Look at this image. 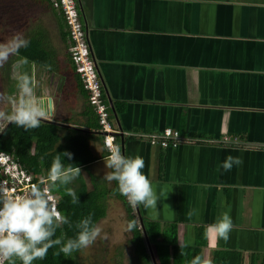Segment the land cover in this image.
Wrapping results in <instances>:
<instances>
[{"label": "crops", "instance_id": "obj_1", "mask_svg": "<svg viewBox=\"0 0 264 264\" xmlns=\"http://www.w3.org/2000/svg\"><path fill=\"white\" fill-rule=\"evenodd\" d=\"M77 2L106 102L115 109L110 122L124 134L117 137L121 152L141 156L157 192H169L156 210L132 208L152 234L155 257L169 264H190L196 255L212 264H264V0ZM54 12L42 18L22 11V25L15 24L27 41L33 30L46 63H30L21 48L4 63L34 79L36 95L54 108L53 120L42 123L58 126L55 148L73 150L69 145L83 137L81 155L88 159V151L94 160H80L82 174L69 187L83 182L89 193L99 192L107 210L101 221L115 220L121 232L133 225L131 205L116 181L103 178L110 170L98 118L70 72L68 29ZM5 32L0 43L17 33ZM5 90L0 109L11 111L6 98L13 95ZM167 128L191 143L162 148L147 141ZM229 156L242 163L225 171ZM225 212L233 222L227 241L210 230Z\"/></svg>", "mask_w": 264, "mask_h": 264}, {"label": "clouds", "instance_id": "obj_2", "mask_svg": "<svg viewBox=\"0 0 264 264\" xmlns=\"http://www.w3.org/2000/svg\"><path fill=\"white\" fill-rule=\"evenodd\" d=\"M79 13L83 21L80 10ZM28 43L21 33H16L6 43H0V64L6 62L11 55L18 52L19 48L26 47ZM35 87V80L27 75L19 78V96L17 98H6L7 103L11 104V111L0 109V134L5 131L9 123L28 130L38 128L43 121L53 120L55 117L54 108L50 110V107L36 95ZM108 105L112 116L111 104ZM113 129L116 130L114 127ZM100 132L103 135V145L106 149V155L103 158L105 168L110 170L104 173L103 178L109 183L116 181L119 193L124 196L126 203L131 205L132 208L136 207L137 212L138 205H143L145 209L156 210L157 202L161 197L166 198L169 192L164 190L157 192L153 182L142 171L145 167V161L141 156L123 155L121 146L117 141V137L121 136L123 131L113 132L114 140L113 142H107V144L106 136L110 132L101 130ZM0 153L11 156L17 164V168L33 175L36 182L39 181V178H47V186H44L45 182L33 184L24 195H14L8 188L0 187V264H5V262L7 264H17L18 261L20 264H33L36 260L45 259L49 249L56 247L59 249L54 253L57 257L61 254L65 257H73L74 253L91 247L98 238L107 239L106 235H101L102 229L93 222L94 214L91 213L76 224L78 232L74 238L66 239L63 234L60 237L53 238L58 228L70 224V222L68 217L60 211L58 194L56 195L52 190L64 187L65 193L72 198L71 202L73 204L80 203L77 192L67 186L82 174V165L79 167L69 163L66 166L62 163L61 156L57 155L51 163L48 174L36 177L25 169L13 154L2 151ZM63 156L71 159L72 153L64 151ZM241 163L240 158L229 156L223 162L222 168L229 171L233 165ZM0 176L2 179L4 178L3 174H0ZM51 193L57 199L59 210ZM155 218L154 215L153 219ZM137 223L147 242V250L152 263L157 264L147 233L145 235L144 221L140 218ZM134 227L135 225L130 226L129 230ZM232 228V219L225 212L211 226L210 230L218 238L227 241ZM180 247L182 248L183 245L180 244ZM190 264H212V261L207 256L196 255L190 261Z\"/></svg>", "mask_w": 264, "mask_h": 264}, {"label": "trees", "instance_id": "obj_3", "mask_svg": "<svg viewBox=\"0 0 264 264\" xmlns=\"http://www.w3.org/2000/svg\"><path fill=\"white\" fill-rule=\"evenodd\" d=\"M16 0H8L4 7L0 8V15L2 17H6V22L8 24H16V26L19 25V16H21L22 11L17 10V6H15ZM36 3L39 4L40 7L49 6V9L45 10V14L48 16H55V10H57L60 14H58V18L60 21V25L62 24V21L65 24V27L68 26L65 23L64 15L61 14V12L54 8L53 3L51 0H35ZM55 9V10H54ZM19 12V15L17 12ZM25 13H29V11H24ZM33 15V14H32ZM36 16V15H35ZM38 17V16H37ZM42 18H46L42 16ZM41 18V20H42ZM20 20V19H19ZM36 20V18H35ZM39 21V20H38ZM47 24L46 26H48ZM32 34H34L33 30L28 28L27 34L25 36L33 39ZM70 35L69 29L67 31V37ZM29 40L26 47H21L20 53L21 55H24V57L31 63L32 61L36 62H42L43 61L42 56H37L36 50L38 46V41ZM69 39V38H68ZM70 41V40H69ZM71 47L73 46V43L70 41ZM40 47V46H39ZM71 49V48H70ZM15 55H20L19 52L15 53ZM12 56V55H11ZM71 59V74L75 76V78L80 79V85L83 87V89L87 92V90L84 88V85L82 83V80L80 78V75L76 71L75 64L72 60V56L70 54ZM16 70V69H14ZM24 72L18 73V78L21 76H24ZM80 86V87H81ZM87 97L89 101V93L87 92ZM90 104V103H89ZM91 106V105H90ZM92 107V106H91ZM93 108V107H92ZM95 112V111H94ZM96 114V113H95ZM59 131V128L55 124H49V123H41V125L38 128L35 129H28L25 130L23 127H18L15 124H10L6 127L5 131L0 136V151L6 152L9 154H13L17 161L29 172L33 173L36 177L47 175L48 171L50 169L51 163L55 156L60 155L62 163L66 166L69 165V163L74 164L76 166L81 167V162L86 161V163L93 162L94 158L91 157V155L86 151V156L88 159H83L82 151L85 150L87 147V144L85 140L82 138H79L76 142L72 145H69V147H73V150L64 149L62 147L55 148V145L58 140L57 133ZM68 151L72 153L71 159L68 157L63 156V152ZM74 152V153H73ZM85 152V151H84ZM83 165V164H82ZM2 177L0 176V180ZM69 187V185L67 186ZM78 195L79 202L77 204H73L71 196L67 195L65 193V188L61 187L58 190H52L53 193L56 195L58 194L59 198V208L60 211L66 215L69 219L70 224H65L61 228H58L55 236L53 238L60 237L62 234L63 236L67 238H74L78 232V229L76 228V224L83 218L87 217L90 213L93 215V222L97 224L102 218L106 216V205L103 200V196L99 194V192L96 193H89L86 190V187L83 182H80L78 186L73 188ZM127 211L129 213V220L132 222L135 227L132 229V233L134 234V249L139 256L138 261L135 260L137 264H153L151 263V258L149 255V252L147 250V242L144 239L142 232L138 228V223L135 220L134 212L132 207L130 208L128 206ZM145 230L148 235V238L150 240V243L153 248L152 244V234H149V228L147 227L146 223L144 222ZM132 226V225H131ZM155 235H158L157 233ZM59 249L51 248L48 251V254L45 259L43 260H36L33 262V264H81L79 259L77 258V253L73 254V257H65L63 254L60 256H56L54 253L57 252ZM154 251V248H153ZM159 256V255H158ZM157 264H169V261L163 257L161 254L159 257L156 258ZM168 261V262H167ZM7 264V262H5ZM17 264H20L18 261Z\"/></svg>", "mask_w": 264, "mask_h": 264}, {"label": "built area", "instance_id": "obj_4", "mask_svg": "<svg viewBox=\"0 0 264 264\" xmlns=\"http://www.w3.org/2000/svg\"><path fill=\"white\" fill-rule=\"evenodd\" d=\"M51 2L64 15L65 23L70 33L68 38L73 43L70 49L72 60L84 88L89 93V103L98 116L100 130L110 132L106 136V144L109 141L113 142L114 136L112 133H116L118 130H114L110 123V106L105 101L103 83L91 54L90 44L87 39L84 23L80 17L77 0H51ZM146 139L151 145L162 148H176L182 144L191 143L190 139L182 137L179 131L172 128L165 129L159 135H147ZM224 143L232 145L228 138H224ZM0 174L4 176L0 182V187L8 188L14 195L26 194L33 184L45 182L44 186H47V178H39V181L36 182L33 175L19 170L13 158L4 153H0ZM52 197L58 209L57 199L53 194Z\"/></svg>", "mask_w": 264, "mask_h": 264}, {"label": "rangeland", "instance_id": "obj_5", "mask_svg": "<svg viewBox=\"0 0 264 264\" xmlns=\"http://www.w3.org/2000/svg\"><path fill=\"white\" fill-rule=\"evenodd\" d=\"M7 1L8 0H0V8L4 7ZM15 6H17L18 11H29V13L40 17H47L49 14H45V10L49 9V6L42 4L43 7H40L39 4L35 2V0H16ZM17 10H15V12H17L19 15ZM6 21V17H2L0 15V38L4 36L9 37L5 32V28L7 27H11L14 32L19 33V28H16L15 24L9 25ZM9 34L12 35L11 33ZM11 68L13 69L15 66H11L10 63L0 64V106L5 100V98H3L5 95L4 92L6 91L5 89L9 91V95H13L12 98L18 97L15 96L16 94L14 92L19 90V79L15 73V70H10ZM3 69L5 70L4 72L7 80L6 88L4 85H2L4 81L1 70L3 71ZM113 221L115 220L107 223L100 220L97 223L102 229L101 235H106L107 239L98 238L91 247L78 251L77 258L81 264H137L134 260L138 261L139 256L135 257V255L132 253L133 246L131 243V230H129L127 227L126 229L122 227V231L119 232L116 227V222ZM122 223L125 225L126 219ZM121 226L122 224H120V227Z\"/></svg>", "mask_w": 264, "mask_h": 264}, {"label": "water", "instance_id": "obj_6", "mask_svg": "<svg viewBox=\"0 0 264 264\" xmlns=\"http://www.w3.org/2000/svg\"><path fill=\"white\" fill-rule=\"evenodd\" d=\"M110 103H111V101H110ZM111 107H112V110H113V113L115 112V109H114V106H113V104H111ZM48 122V121H47ZM11 123H9L7 126H9ZM2 134V133H1ZM1 134H0V136H1ZM123 135V134H122ZM121 135V136H122ZM124 155V154H123ZM145 232V231H144ZM145 235H146V232H145ZM151 253H152V257H153V252H152V250H151ZM153 259H154V257H153Z\"/></svg>", "mask_w": 264, "mask_h": 264}]
</instances>
